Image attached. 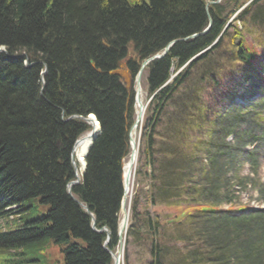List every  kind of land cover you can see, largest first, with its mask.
Segmentation results:
<instances>
[{
	"label": "trees",
	"instance_id": "1",
	"mask_svg": "<svg viewBox=\"0 0 264 264\" xmlns=\"http://www.w3.org/2000/svg\"><path fill=\"white\" fill-rule=\"evenodd\" d=\"M246 1L0 0V46L11 55L0 53V216L33 197L48 205L38 220L0 232V264L40 261L50 240L63 264H112L92 217L115 250L134 120L133 92L113 71L127 57L135 75L169 41L205 28L208 14L206 33L143 70L151 98L123 260L264 264V207L232 198L250 186L264 202V0ZM89 113L101 132L71 190L79 204L66 191L70 151L90 126L65 119Z\"/></svg>",
	"mask_w": 264,
	"mask_h": 264
},
{
	"label": "rangeland",
	"instance_id": "2",
	"mask_svg": "<svg viewBox=\"0 0 264 264\" xmlns=\"http://www.w3.org/2000/svg\"><path fill=\"white\" fill-rule=\"evenodd\" d=\"M148 2V0H144ZM209 0H206V2ZM251 0H247L244 4V6L247 5ZM243 6V7H244ZM231 19L234 18V15L230 16ZM237 23H240V21H237ZM231 30V29H230ZM132 52V50H130ZM7 55H9L7 53ZM11 56V55H9ZM16 55H12V57H15ZM130 56V53H129ZM29 63H26V60H24V65L27 66ZM117 73L120 77V80L122 83H124L125 87L127 88L128 92H133L134 95V88H135V82L134 78L135 75H132L130 68L128 67V60L127 57L123 58L119 61L118 67L113 71V73ZM145 74L143 73L141 76V96L140 98L144 103H146L147 100V89L148 86L145 82ZM137 110V106H136ZM146 110V107H145ZM145 113V111H144ZM144 116V115H143ZM143 120V119H142ZM142 128V127H141ZM137 135H136V142H137V149L139 153V147H140V141H141V129L137 128ZM140 131V134H139ZM82 136V135H81ZM80 136V137H81ZM79 137V138H80ZM140 137V138H139ZM78 138V139H79ZM140 139V141H139ZM135 142V144H136ZM138 158V154H137ZM124 159V158H123ZM128 155L125 157L124 162L127 161ZM137 162V160H136ZM80 166V165H79ZM135 168V171H134ZM133 168V176H132V182H131V187H130V192L128 194V199H127V213H128V204H131V199L137 193L139 192V187L137 183V178H136V169H137V164L135 163ZM135 173V176H134ZM247 173V166L244 165L241 168V175H245ZM258 180L259 181H264V165L259 167V173H258ZM264 183V182H263ZM235 189V186H234ZM233 202H241V203H247L251 204V207H261L264 206V202L260 199V197L256 193V188L246 186L245 189H240V192H234L233 193ZM223 203L226 204V202L223 201ZM23 210L19 212L18 215H13L12 218H10L8 215H2L0 216V231H9V230H15L18 228L20 225L24 224L25 222L28 221H35L40 218L42 214H45L48 210V205L40 202V199L38 197H33L30 200H26L23 202ZM121 220V218H120ZM119 223V221H118ZM126 236V233H124L122 240H123V245L124 243V237ZM43 248L39 250V253L43 255V258L39 257L40 261H33L30 264H63V252L61 251V248L58 243L52 242L51 240L47 243H44ZM124 250V249H123ZM39 256V255H38ZM122 259H123V254H122ZM120 264H124V260L121 261Z\"/></svg>",
	"mask_w": 264,
	"mask_h": 264
},
{
	"label": "water",
	"instance_id": "3",
	"mask_svg": "<svg viewBox=\"0 0 264 264\" xmlns=\"http://www.w3.org/2000/svg\"><path fill=\"white\" fill-rule=\"evenodd\" d=\"M218 1H220V0H211L208 3L213 4V3H217ZM210 26H211V19L209 17L208 25L203 30H201L199 32H196V33H193L191 35H188L186 38H178V39H173V40L169 41L164 46L162 51L157 52V53L145 58L141 62L140 66H139L138 72H137L136 77H135V104L137 106V110H136V113H135L136 115H135L134 122H133L132 126L130 127V129L128 131V140H129V145H130V152H129V156H128V165H127L126 173L123 172V174H122L123 195H122V200H121V204H120L121 221H120V223L118 225V229H117L118 246H117L115 251H111L110 249L107 248V243L109 241V235H110V231L108 230V228L103 227L102 229L97 230V232H103L104 231L106 233L107 237H106V240L103 243V247L111 255V257L113 259V264H120V258H121V254H122V251H123L122 235H123V233H125V230H126V227H127L128 213H126V210H125L124 197H125V193L128 190V186H129V183H130V170H132L133 163H135V161H136L135 160L136 159L135 158L136 157L135 140H134V138H132V134L131 133H132V130L137 128L139 123L141 122V119H142L141 112L144 110V107H145L143 102H142V100H141V98H140V77H141L142 71H143L144 67L146 65H148L152 60L161 58L164 55H166L168 50H169V48L175 42L181 41V40H185L187 38H194V37H197L199 35H202V34L206 33L210 29ZM0 51H3V49H0ZM46 71H47V68L45 67L44 70L42 71L41 75L46 73ZM73 118L82 119V120L86 121L90 125L91 130H90L89 133L92 135V141L100 133V131H101L100 125H99L98 129H95L94 126L92 125V122L99 123L98 120L95 118V116L93 114H89L87 117L71 115V116H69L66 119V121H69V120H71ZM96 130H98V131H96ZM92 141H91V143H92ZM77 143H78V139L74 142V144L72 145L71 151H70V160H71V163H72L73 168L75 169L76 173H77L76 170L78 168L75 165L74 153H75V150H76V147H77ZM89 147H88V149H89ZM86 153H87V151H86ZM85 163L86 162H84V164L82 165L83 170L85 168ZM123 170H124V166H123ZM80 179H81L80 175L78 176L77 174H75V179L67 182L66 187H67L68 193L71 194V187L75 186L76 184H78ZM73 199H75V198L73 197ZM76 202L81 204L78 200H76ZM82 207L84 209H86L87 212H89L86 205L83 204ZM94 222H95V220H94V218H92V228L96 231Z\"/></svg>",
	"mask_w": 264,
	"mask_h": 264
},
{
	"label": "bare ground",
	"instance_id": "4",
	"mask_svg": "<svg viewBox=\"0 0 264 264\" xmlns=\"http://www.w3.org/2000/svg\"><path fill=\"white\" fill-rule=\"evenodd\" d=\"M209 17H210V15L208 14V21H209ZM210 19H211V17H210ZM208 25V24H207ZM211 25H212V19H211ZM207 27V26H206ZM188 39V38H187ZM189 39H191V38H189ZM0 49H3V51H0V53L1 52H5L6 54H7V52H6V49H5V47L4 46H0ZM26 60V63H28V60L27 59H25ZM28 65H30V64H28ZM27 65V66H28ZM147 66V65H146ZM145 66V67H146ZM46 67V66H45ZM144 67V68H145ZM140 79H141V77H140ZM141 96V95H140ZM144 111H145V107H144V110L141 112V115H142V119H143V115H144ZM76 116H81V115H76ZM83 117V116H82ZM142 119H141V122H142ZM72 120V119H71ZM66 121V120H65ZM92 125L94 126V128L95 129H98V127H99V123H97V122H92ZM101 128V127H100ZM137 128H135L134 130H132V138H134V140H135V142H136V135H137V130H136ZM96 131H98V130H96ZM76 139H78V137L76 138ZM75 139V140H76ZM91 141H92V135L89 133V132H87V133H85V134H83L79 139H78V143H77V147H76V150H75V153H74V157H75V165H76V167L77 168H80L81 169V165H83L84 164V161H85V154H86V151H87V148H88V146L91 144ZM129 141V140H128ZM135 146H137V142H136V144H135ZM137 154H138V149H137V147H136V159L135 160H137ZM70 162H71V160H70ZM135 163H136V161H135ZM135 163H133V166H132V169H133V167H134V165H135ZM80 165V166H79ZM127 165H128V160L127 161H125L124 162V170H123V172L124 173H126V170H127ZM79 166V167H78ZM73 171H74V178H75V174H77L78 176L80 175V171H79V169H77L76 171H77V173L75 172V169L73 168ZM132 176H133V174H132V170H130V183H129V186H128V190L126 191V193H125V197H124V206H125V210H126V213H127V199H128V194H129V192H130V187H131V182H132ZM73 187V186H72ZM72 187H71V190H72ZM66 191H67V187H66ZM67 193H68V191H67ZM70 196H71V198L73 199V197H74V195L72 194V191H71V194L70 193H68ZM75 198V197H74ZM76 199V198H75ZM73 199L74 201H76V200H78V199ZM79 201V200H78ZM80 202V201H79ZM121 221V220H120ZM120 223V222H119ZM119 223H118V225H119ZM96 228V227H95ZM103 228V227H102ZM101 228V229H102ZM93 229V228H92ZM117 229H118V227H117ZM94 230V229H93ZM97 230H100V229H97L96 228V231L95 232H97ZM97 233H105L104 231L103 232H97ZM106 234V233H105ZM123 235H124V233H123ZM123 235H122V237H123ZM107 237V236H106ZM122 254H123V251H122ZM122 254H121V258H120V263H121V261H122Z\"/></svg>",
	"mask_w": 264,
	"mask_h": 264
}]
</instances>
